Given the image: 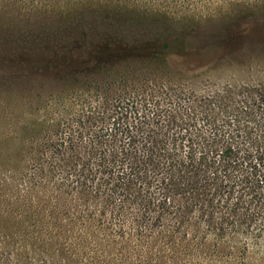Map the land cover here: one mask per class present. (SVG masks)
Listing matches in <instances>:
<instances>
[{
	"label": "rangeland",
	"instance_id": "374dc122",
	"mask_svg": "<svg viewBox=\"0 0 264 264\" xmlns=\"http://www.w3.org/2000/svg\"><path fill=\"white\" fill-rule=\"evenodd\" d=\"M254 85L264 0H0V264H264V203L239 184L264 117L245 129L222 114ZM216 95L218 120L175 138L181 155L214 159L201 173L212 218L191 193V213L175 195L152 224L157 209L145 220L103 187V146L144 158L173 142L170 116L216 108L204 100ZM225 143L238 151L219 190Z\"/></svg>",
	"mask_w": 264,
	"mask_h": 264
},
{
	"label": "trees",
	"instance_id": "16d2710c",
	"mask_svg": "<svg viewBox=\"0 0 264 264\" xmlns=\"http://www.w3.org/2000/svg\"><path fill=\"white\" fill-rule=\"evenodd\" d=\"M162 47L166 49L167 45L164 43ZM223 99L224 95L208 96L204 100L212 104L214 101L218 102V105L215 106L216 108L205 107L203 111L192 116H170L169 122L175 128L172 132L173 142L170 145L153 143L146 146L144 158L128 155L127 151L122 148L119 151L106 154V145L103 146L104 149L100 152L102 154L98 157V168L96 169L97 175L101 176L103 187L110 191L112 195L120 196L122 199L132 203L139 202L145 220L149 219L148 213L150 210L157 209L159 214L152 224H155L157 219H161L164 214L170 212V199L175 195H181L187 199L185 213H191V193L196 195L193 196V204H210L209 216L212 218L213 199L203 198V195H208L207 192L210 191V182L205 178H201V173H204V168L210 166L209 164L213 163L212 160L214 159L206 160L207 156L202 155L195 159L191 157V151H188V154L181 155L185 145L177 142L175 138L184 139L189 134L190 129L194 128L197 131H203L205 128H201V126H204L206 122L218 120L216 110L221 111L219 107L226 104L225 102L223 103ZM223 109L225 111L222 114L224 112L227 113L226 116L229 117L227 119H232L234 123L236 121L238 125L246 129L248 127L247 122L250 121L249 118L255 112L261 113L264 117V85H254L248 88V93L243 98L236 100L232 109H229L228 105ZM214 130L219 131L215 124H213ZM220 136L221 134L214 132L211 137V144L219 143ZM237 151V146H233L230 143H225L220 149V154H223L226 160L222 162L224 163V169L223 178L219 180V190L228 186L225 180L227 176L226 170L234 162L233 157ZM243 153V159L249 161V167L254 169V171L251 177L240 179V187L254 202L264 203V144L258 143L254 148L245 149ZM87 169L88 167L83 168L82 172H80L82 176V179L79 180L80 182L84 179V172ZM162 171L167 174L166 180L159 178V174ZM214 176V179L218 178L217 172H215ZM231 225L234 224L231 223ZM217 231L219 233L213 232V235L225 238V236H222L224 227L217 228Z\"/></svg>",
	"mask_w": 264,
	"mask_h": 264
}]
</instances>
